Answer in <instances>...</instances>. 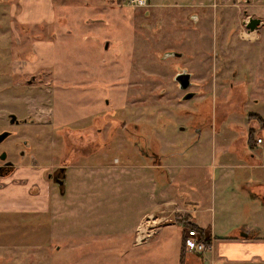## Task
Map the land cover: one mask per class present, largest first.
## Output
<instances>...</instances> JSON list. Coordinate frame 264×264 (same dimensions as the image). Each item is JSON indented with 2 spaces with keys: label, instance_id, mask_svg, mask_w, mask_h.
<instances>
[{
  "label": "rangeland",
  "instance_id": "1",
  "mask_svg": "<svg viewBox=\"0 0 264 264\" xmlns=\"http://www.w3.org/2000/svg\"><path fill=\"white\" fill-rule=\"evenodd\" d=\"M30 2L0 0V131L26 151L0 176V264H172L160 243L130 248L163 224L190 230L169 198L211 206L200 220L218 234L257 220L219 203H248L250 171L221 167L243 164L236 141L264 143V0H52L50 19ZM58 165L63 194L46 177Z\"/></svg>",
  "mask_w": 264,
  "mask_h": 264
},
{
  "label": "crops",
  "instance_id": "2",
  "mask_svg": "<svg viewBox=\"0 0 264 264\" xmlns=\"http://www.w3.org/2000/svg\"><path fill=\"white\" fill-rule=\"evenodd\" d=\"M40 2L41 0H35L34 3L32 2V4L30 2V5L28 6L32 8H34L33 6H36V8H39ZM40 11V9H33L31 12L32 14H34L36 19H41L43 16L38 15V12ZM43 11L46 13L45 18L50 19L52 17V0H44ZM215 114L216 108H214V116ZM218 122H222V120L220 119ZM214 126L216 130L217 123L214 122ZM199 137L201 136L199 135ZM213 141L215 150V136H212V142ZM261 143H255V145H250L248 138L242 136L238 141H236V146L238 148L230 151V153L235 154L237 160L243 164L232 165L229 163H220L221 167L223 168L226 167L230 169H235L239 167H244L251 173L250 177H244L243 179H241V181H236V185H238V187L244 192L243 195H245V197L243 198H248V203L240 200L238 201V205L235 206L233 210L228 211L224 208V200H221L219 203V214H221V217H224V219H228L232 222H237L240 219L239 214L241 212L244 211L246 213L245 216H247V213L248 216H250V214H252V211L254 210V207L256 211L255 213H257L256 221H262V217L264 218V143ZM254 147L257 148V152H254ZM215 153L216 152H214L213 155L212 150V158L213 156H216ZM160 162L162 163L161 165H164V162L162 160H160ZM167 166L170 165H166V167ZM168 173L170 174L169 171H167V174ZM165 193L168 194L167 191L162 192L163 195ZM171 195H173V193ZM170 201L173 202L169 203ZM169 202L165 203L164 206L171 205L173 207V210L179 212L186 211L187 213L191 212V214L193 213V217H189V220L191 221V223H194L202 230L203 235H210L209 237L212 239V249L205 250L203 252L186 251L183 246L185 227L177 223H167L158 226L153 232V234L150 235L147 233L148 236L146 235L147 237L142 239V241L137 242L138 239H136L135 242L131 243V250H137L139 249V247L149 248L150 244H153V242H155L156 245L160 243L159 247H161L164 251L167 250L169 253L168 255L171 254L173 259L171 260L172 264H264V227L261 225L260 222H253L249 219H243L240 220L242 221L241 224L237 223V225L233 226L230 231L224 232V230H222L223 232L221 233L223 234H218L216 232L217 229L212 218H210L208 223L205 222V225L202 224L203 220H200L201 215L199 214L206 212L208 208H212L211 206L204 207L203 204H200V206H198L199 203L190 201L193 207L189 209L187 207L183 208L178 205L176 198H169ZM255 204L257 205L255 206ZM241 205L242 207L238 209ZM251 207H253V209ZM225 211L228 212L226 214L227 216H230L229 218H227L223 214L225 213ZM202 217L204 218V216ZM198 219L200 221H198ZM140 230L143 231V228H140ZM33 232L34 231H32V233ZM244 233L247 235V237L242 236V234ZM29 237H31V235H29ZM33 237L35 236L33 235ZM139 243L140 245H137ZM162 262L163 264H167L164 259L162 260Z\"/></svg>",
  "mask_w": 264,
  "mask_h": 264
},
{
  "label": "flooded vegetation",
  "instance_id": "3",
  "mask_svg": "<svg viewBox=\"0 0 264 264\" xmlns=\"http://www.w3.org/2000/svg\"><path fill=\"white\" fill-rule=\"evenodd\" d=\"M28 60L29 59H25V61H28ZM14 62L17 63V62H22V61L17 60ZM12 114L13 113H9L6 116V120L11 126H17L19 124L26 123L27 121L26 119H23L21 121L20 119L16 117L12 118L11 117ZM2 132H8L9 134L0 141V147L3 146L2 148H0V176L7 175L13 171V169L15 168L14 158L16 154H18L19 157H22V158L24 157V155H26V151L23 149L16 151L15 154L13 153V150L11 149L9 150L4 149V145H3L4 141L8 139L9 137H11L14 131L5 128L0 131V133ZM22 142H23V145L26 146L27 144L26 141L23 140ZM28 146L30 147V144H28ZM31 158H32V155H29V161L31 160ZM66 168L67 166L65 165H58L57 167L52 169L50 172H47V175H46V177L56 186V188L62 194L64 193V186L66 185V178H67Z\"/></svg>",
  "mask_w": 264,
  "mask_h": 264
},
{
  "label": "built area",
  "instance_id": "4",
  "mask_svg": "<svg viewBox=\"0 0 264 264\" xmlns=\"http://www.w3.org/2000/svg\"><path fill=\"white\" fill-rule=\"evenodd\" d=\"M129 4L136 7H143L146 5L147 0H127ZM262 140L258 138L257 143ZM209 238V239H208ZM183 246L186 251L190 252H203L205 250L212 249V239L210 237H205L199 231L195 229L188 230L183 237Z\"/></svg>",
  "mask_w": 264,
  "mask_h": 264
},
{
  "label": "water",
  "instance_id": "5",
  "mask_svg": "<svg viewBox=\"0 0 264 264\" xmlns=\"http://www.w3.org/2000/svg\"><path fill=\"white\" fill-rule=\"evenodd\" d=\"M260 24V19L258 18H249L248 22L245 24L247 30L249 32L254 31ZM176 81L178 82V85L181 90H186L190 87V74L189 73H179L175 76ZM194 95L193 92H187L183 96V100H188L192 98ZM12 118L16 117L15 115H11ZM9 133L8 132H2L0 133V141L4 139ZM64 169V168H63ZM243 237H247V235L244 233L242 234Z\"/></svg>",
  "mask_w": 264,
  "mask_h": 264
},
{
  "label": "trees",
  "instance_id": "6",
  "mask_svg": "<svg viewBox=\"0 0 264 264\" xmlns=\"http://www.w3.org/2000/svg\"><path fill=\"white\" fill-rule=\"evenodd\" d=\"M188 227H189L190 229H195V230L199 231V232L203 235L202 230H201L197 225H195L194 223H189V224H188Z\"/></svg>",
  "mask_w": 264,
  "mask_h": 264
},
{
  "label": "bare ground",
  "instance_id": "7",
  "mask_svg": "<svg viewBox=\"0 0 264 264\" xmlns=\"http://www.w3.org/2000/svg\"><path fill=\"white\" fill-rule=\"evenodd\" d=\"M248 37H251L250 35H247ZM144 223V222H143ZM143 228V227H142Z\"/></svg>",
  "mask_w": 264,
  "mask_h": 264
}]
</instances>
